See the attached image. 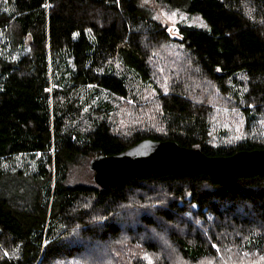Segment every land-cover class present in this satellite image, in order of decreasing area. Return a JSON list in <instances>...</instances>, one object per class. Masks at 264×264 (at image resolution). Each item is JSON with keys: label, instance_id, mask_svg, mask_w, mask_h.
<instances>
[{"label": "trees", "instance_id": "obj_1", "mask_svg": "<svg viewBox=\"0 0 264 264\" xmlns=\"http://www.w3.org/2000/svg\"><path fill=\"white\" fill-rule=\"evenodd\" d=\"M144 1L0 0V264H264V174L94 181L145 139L264 149V0H166L178 36Z\"/></svg>", "mask_w": 264, "mask_h": 264}, {"label": "water", "instance_id": "obj_2", "mask_svg": "<svg viewBox=\"0 0 264 264\" xmlns=\"http://www.w3.org/2000/svg\"><path fill=\"white\" fill-rule=\"evenodd\" d=\"M94 181L102 188L149 171H207L212 179L227 185L238 177L264 174V149L241 150L230 156H209L200 148L175 141L145 139L116 155L90 160Z\"/></svg>", "mask_w": 264, "mask_h": 264}, {"label": "rangeland", "instance_id": "obj_3", "mask_svg": "<svg viewBox=\"0 0 264 264\" xmlns=\"http://www.w3.org/2000/svg\"><path fill=\"white\" fill-rule=\"evenodd\" d=\"M174 3L167 2L166 0H145L143 2V6L154 16L156 20L159 22L167 25L169 27V31L172 35L178 36V23H188V24H194L197 26H204V21L200 16L194 15L189 13L185 6L177 5ZM201 24V25H200ZM4 41V37L0 35V43ZM154 95L153 90H148L147 93L143 96L144 99H150ZM84 170H77V173L80 175ZM152 236L154 235L151 233ZM123 241L126 239L122 238ZM145 251L139 247V256H143L142 260L144 264H157L156 261H158L157 257L152 256L149 253H144ZM174 257V258H173ZM170 257V261L172 264H174L176 261H178V258L175 256ZM135 258H139L138 256ZM176 258V259H175ZM162 260L165 261V259L162 257ZM175 264H180L175 263Z\"/></svg>", "mask_w": 264, "mask_h": 264}]
</instances>
